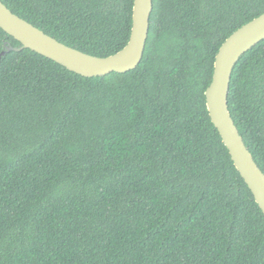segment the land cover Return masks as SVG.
Listing matches in <instances>:
<instances>
[{
    "label": "trees",
    "instance_id": "1",
    "mask_svg": "<svg viewBox=\"0 0 264 264\" xmlns=\"http://www.w3.org/2000/svg\"><path fill=\"white\" fill-rule=\"evenodd\" d=\"M108 57L135 0H1ZM264 0H153L135 70L83 77L22 49L0 62V264H264V213L211 121L216 56ZM21 44L0 28L4 44ZM228 108L264 173V40Z\"/></svg>",
    "mask_w": 264,
    "mask_h": 264
},
{
    "label": "water",
    "instance_id": "2",
    "mask_svg": "<svg viewBox=\"0 0 264 264\" xmlns=\"http://www.w3.org/2000/svg\"><path fill=\"white\" fill-rule=\"evenodd\" d=\"M153 0H135L132 36L127 46L108 57H96L60 43L23 18L0 0V28L17 40L20 48L4 44L0 54L30 49L83 77H103L135 70L142 61L147 43ZM264 40V14L231 34L221 46L214 64L213 80L206 91L212 123L220 133L235 166L264 213V173L248 150L229 108L228 93L233 70L240 58Z\"/></svg>",
    "mask_w": 264,
    "mask_h": 264
}]
</instances>
